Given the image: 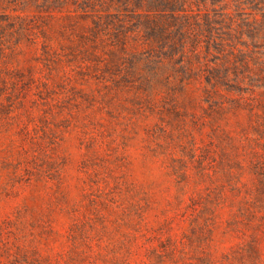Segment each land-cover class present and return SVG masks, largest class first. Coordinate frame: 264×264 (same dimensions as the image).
I'll return each mask as SVG.
<instances>
[{
	"label": "rangeland",
	"instance_id": "374dc122",
	"mask_svg": "<svg viewBox=\"0 0 264 264\" xmlns=\"http://www.w3.org/2000/svg\"><path fill=\"white\" fill-rule=\"evenodd\" d=\"M16 9L0 27V264H264V95L155 103L123 75L154 71L161 27Z\"/></svg>",
	"mask_w": 264,
	"mask_h": 264
},
{
	"label": "trees",
	"instance_id": "16d2710c",
	"mask_svg": "<svg viewBox=\"0 0 264 264\" xmlns=\"http://www.w3.org/2000/svg\"><path fill=\"white\" fill-rule=\"evenodd\" d=\"M30 5L95 13L98 21L111 27H127L134 17L137 27H161L162 40L151 49L154 71L138 63L123 75L137 89L149 85L144 90L155 103L164 101L165 95L201 90L211 97L236 94L237 98L221 101V110L261 105L264 0H0V27H15L18 17L7 12L21 8L27 13ZM20 26L26 27L24 22ZM177 32L190 43L176 41ZM129 40V34L122 37L123 50Z\"/></svg>",
	"mask_w": 264,
	"mask_h": 264
}]
</instances>
